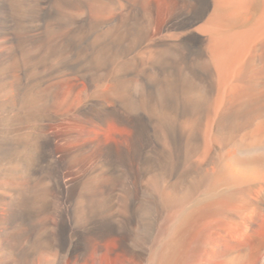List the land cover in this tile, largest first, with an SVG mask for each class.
I'll return each instance as SVG.
<instances>
[{
  "label": "bare ground",
  "instance_id": "1",
  "mask_svg": "<svg viewBox=\"0 0 264 264\" xmlns=\"http://www.w3.org/2000/svg\"><path fill=\"white\" fill-rule=\"evenodd\" d=\"M168 1H175L179 11L150 38L157 15L151 0H0V162L9 164L0 169V194L6 197L0 195L5 198L0 207L1 201L7 206L6 218L0 212V264H35L38 257L72 264L90 257L93 247L102 249L111 235L118 261L131 262L137 253L126 246V226L115 216L126 212L130 201L106 196L110 182L102 172L75 200L73 154L102 141L98 132L109 126L112 141L103 143V154L129 161L152 142V134L171 143L181 130L182 113L193 115L187 125L179 121L194 148L200 138L213 137L216 126L245 112L250 96L257 104L241 139L253 152L243 153L247 146L214 166L198 155L188 158L192 162L181 172L188 176L198 164L197 179L211 182L204 203L221 206L226 223L253 237V245L242 244L225 231L226 264H264V0ZM198 43L205 45V61L195 67L189 54ZM63 83H72L74 90L56 112ZM194 87L198 95L189 96ZM60 122L92 128L97 137L57 147L78 138L76 132L57 136L49 130ZM169 150L167 169L175 161ZM192 182L176 187L190 196ZM169 203L164 199L159 212ZM185 209L175 214L177 227L195 210ZM171 255L161 249L159 264H194L181 254L172 261Z\"/></svg>",
  "mask_w": 264,
  "mask_h": 264
},
{
  "label": "rangeland",
  "instance_id": "2",
  "mask_svg": "<svg viewBox=\"0 0 264 264\" xmlns=\"http://www.w3.org/2000/svg\"><path fill=\"white\" fill-rule=\"evenodd\" d=\"M151 1H153L156 5V14H157L155 17L154 25L150 32V38H153L156 35H158L160 28L166 22V20L169 17L175 15L179 11V7L175 1L172 2L168 0H151ZM157 18L159 19V21ZM1 41L2 39L0 38V49L4 47ZM204 48H205L204 44L198 43V45H195L193 47V51L191 50L192 54H189L190 56L189 61L192 65H195L196 63L195 67L200 66L202 62L205 61ZM196 59L200 63H198ZM194 88L190 90L188 94L189 96L192 95L195 97L198 95L197 91L199 90V87L197 88L194 87ZM73 90L74 88L72 83H63L61 85L58 93V97L60 96V98H58L59 101H57L54 106V110L56 112H60V110L62 111V109H64L66 101L68 100V97L71 95V92H73ZM80 91L81 89L77 91L76 94L74 95L73 106L79 103L78 97ZM248 101H249L248 104L246 105L243 104L244 106L243 109H246L245 112L242 111V113H239L238 117H234V119L230 121L231 123L233 121L232 124L227 122L222 123L221 125L219 124L214 129L213 137H209V139L207 140H205L204 138H200L197 142V145H195L194 148L192 147L193 145H191V143H189L186 140V136L183 131L182 132L184 136L181 134L182 127L186 123L187 124L189 123L190 119H192L191 116L193 115L188 114L189 116H186L187 114L182 113L183 115L182 114L180 115L181 119L179 118V120L182 121L183 126L181 125V122L178 120V128H180L181 130L179 132V129H177V131L174 133L176 135H174L175 137L173 136L172 138L173 139L171 141L172 144L170 142L167 143L164 140L160 141L159 137L154 138L153 136H155V134H152L151 136L152 142L151 141H150L151 143H149L148 141L145 142L143 144V150L137 152L139 153L138 154L139 156L137 155L136 158H132L129 161H121V160L112 161L111 158L103 154L102 152L103 143H110L112 141L111 140L112 135L109 130V126L104 127L103 129L100 130V132H98L101 133L102 141L97 142L93 147L81 149L77 151L75 154H73L75 158L72 164L73 171L75 170L74 172L77 176V189L75 191L76 194H74V197L76 198V199L74 198L75 200H79L80 198L83 197V190L90 182V179L97 173L102 172L103 173L102 179L110 182L106 196L115 201L121 199H126L130 201L128 205L129 207L128 210L121 214L119 212H116L115 216L126 226L128 233L127 235L129 237L128 236L126 237L125 244L134 253H137L136 254L137 256L132 258L131 262L118 261L119 250L117 248L116 236L111 235L104 241V245L102 249H99L97 247L96 249L95 247H93L91 250V254L89 255L90 257H87L86 259L81 261L80 260L77 262L74 261L72 264H159L158 260H160L161 249H166L172 254L171 255L172 261L173 260L175 261L174 257L172 256H175L177 260V258H179L178 256L181 254L180 258L183 257L185 261H187V263L194 262V264H226V260L223 257L224 243H222L224 242L223 233H225V231L233 235L242 244L253 245L254 243L252 239L253 237L246 236L238 229L226 223L222 219L224 212H222L223 208L221 206L215 204L206 205V201L204 203V199L207 198L206 194H209V189H210L209 187L211 182L208 181L209 179L207 180L205 178H204L205 181L200 178H198L199 180L197 179L196 171L198 169V164H195L193 166L194 169L193 172L190 173L191 175L189 174L188 176H186L182 173L184 171L183 169L186 167L185 165L191 163L195 158H197L198 155H199L198 157L200 158L202 157L201 159L206 160L207 162L205 163L206 166L209 165L210 163L211 165L214 166L218 164L220 165L223 164L229 158L230 153L236 152L240 154L242 153L241 152L242 150L243 151L246 150V152L243 153L253 152L251 148L252 146L243 142V140L241 139V135L250 129L251 126V124L249 123L251 121L250 118L253 117L255 111L254 108L256 107L257 104V100L256 99L254 100L253 96H250L248 98ZM4 117L5 119H7L8 116L5 114ZM211 117H212L211 115L208 117V119L207 117H204V121L207 119L206 121L207 123H209L208 121L211 120ZM209 124L208 126L204 127L207 135L211 134L210 133L211 128L209 127L210 126ZM223 124H225L226 126H224ZM230 126L232 127L233 130L232 129L230 130L231 128ZM234 128L236 129L234 130ZM49 130H51L57 136H59L61 133H63L61 135L70 134L73 132H76L78 134V138L75 141L58 142L57 147L71 148L77 145L84 144L85 142L93 141L97 137L95 134L90 132L92 128L83 127L76 122H60L51 125ZM237 131H240L239 134L237 133ZM178 133H180L181 135H179ZM181 137L183 139H180L181 140L180 141L179 138ZM212 138L216 141L217 144L215 143V141H213ZM202 139L204 141H201ZM218 139L220 143L217 142ZM224 141L226 142V145L222 144L225 143ZM229 142L232 146L228 144ZM208 143L209 145H207ZM224 146H226L227 148ZM247 146L252 151L247 150L248 149L246 148ZM191 148L193 152L191 151ZM127 149L128 152L132 153V149L129 146H127ZM213 149H215V152H213ZM167 150L175 153L173 155L175 161L173 163L172 168L170 169H167L166 166L167 159H165V154L167 155L168 152ZM185 153L186 154L190 153V154L186 155ZM190 155L191 157H188ZM188 158L190 159L192 158L191 159L192 161L191 160L189 161ZM0 163H1L0 169L3 167H5L6 169L9 166V164L7 165V163L5 164V162H0ZM91 171H94L95 173H91ZM199 175L202 176V174ZM194 176L195 178H193ZM188 177L189 179L187 180ZM192 179L194 180L193 182ZM2 180H4V175L0 174V181ZM190 180L193 184H195V186H193V191H192L193 193H191L189 196V195H185V193L183 194L184 191H180L176 186L179 185L180 183L183 184ZM200 180H202L204 183L203 182L201 183ZM198 188H200L199 191L196 190ZM206 188L208 190H206ZM195 191L197 192L195 193ZM203 191H207V192L203 193ZM192 194L193 195L195 194V196L199 195V198L194 196L197 199L195 201V198L193 197ZM191 195L194 198V200H191L193 199ZM1 196L5 197V195H1ZM1 196H0V200L2 199ZM180 197L183 198V200H181ZM201 197H203V199H201ZM5 198H3L2 200L4 201ZM164 199L169 200L170 203L168 204V207L162 213H160L159 207L161 206V203ZM200 199L201 201L202 200L203 201L202 202L199 201ZM184 200H186V202H184ZM190 200L191 202L192 201L193 202L190 203L189 202ZM3 201L1 202L4 204ZM174 203L175 206H173ZM184 203L187 209L188 207H190L188 210L192 208H195V210L181 226L179 225L177 227L175 223L176 222L175 214L177 213V211L185 209ZM3 204L0 207V212L4 215L2 216L6 218L5 214H6L7 206L5 204L3 206ZM191 204H193L192 207ZM177 205L179 206V208ZM214 258L216 259L215 261ZM36 263L50 264L48 260L43 259L41 257H38Z\"/></svg>",
  "mask_w": 264,
  "mask_h": 264
}]
</instances>
